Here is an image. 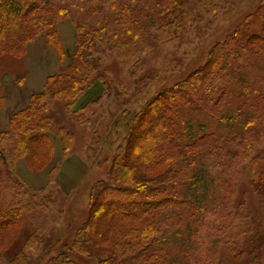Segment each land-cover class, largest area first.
Listing matches in <instances>:
<instances>
[{
    "label": "trees",
    "instance_id": "obj_1",
    "mask_svg": "<svg viewBox=\"0 0 264 264\" xmlns=\"http://www.w3.org/2000/svg\"><path fill=\"white\" fill-rule=\"evenodd\" d=\"M65 1L0 0V68L6 56L22 58L39 34L49 47L65 56L57 29V24L70 16ZM94 1L101 4L97 9L102 17L77 24L72 63L76 71L49 75L42 91L32 94L28 105L11 116L9 129L0 132V172L20 158H25L32 171L41 172L54 154L50 133L61 139L63 156L73 144L72 132L57 127L49 114L55 102L62 101L76 121L93 131L86 155L90 157L95 152L101 158L105 156L107 180H101L103 186L93 191L85 222L70 238L65 236L54 246L57 254L50 257L51 264H167L166 245L171 240L168 234L175 225L171 219L175 213L181 216L192 211L198 216L197 225L203 223L195 230L191 224L180 223L190 227L191 235L204 228V264H214L218 259L219 247L210 245L224 244L240 256L246 231L236 212L235 199L246 167L254 188L264 186V157L256 155V149L264 145V97H250L245 91L237 94L231 88L236 81L234 70L247 55L264 53V1L213 47L204 66L153 94L138 108L139 94L148 89L138 74L144 67L140 56L144 22L156 27L164 39L177 37L190 23L204 22L207 16L216 15L221 0H195L194 14L187 9L185 0H123L122 4L118 0H89ZM95 42H108L132 75L120 80L123 83L104 81L96 99L72 110L89 91L92 71L83 63L89 62L85 50L92 49ZM216 92H221L224 100L232 93L243 99L234 111L218 115L228 136L207 132L213 128L210 122L200 123L181 114L183 108L206 112L209 120L216 118L208 107ZM4 103L5 85L0 76V110ZM256 125L258 130H254ZM208 156L219 161L220 172L212 178H207L209 171L203 162ZM18 179L15 177V183L23 193L16 192L14 182L7 185L9 178L3 181L5 189L16 194L9 196L13 207L0 209V257L21 234L22 206L33 204L25 195L32 200L39 196ZM218 191L221 202L206 208L207 195L214 196ZM207 209L211 211L208 221L200 218Z\"/></svg>",
    "mask_w": 264,
    "mask_h": 264
},
{
    "label": "rangeland",
    "instance_id": "obj_2",
    "mask_svg": "<svg viewBox=\"0 0 264 264\" xmlns=\"http://www.w3.org/2000/svg\"><path fill=\"white\" fill-rule=\"evenodd\" d=\"M185 1H187V9L194 14L195 0ZM263 1L221 0L216 15L207 16L204 22L190 23L187 30L181 31L177 37L169 39L160 36L157 28L150 22H144L140 43L143 50L140 56L144 67L139 70L141 72L138 74L145 79L148 89L144 90L146 94L143 93L144 91L139 94V102L136 107L145 103L153 94L174 86L191 72L204 66L213 47L218 42L224 41L243 23L248 15L260 7ZM94 2L90 3L89 0L65 1L70 16L57 24L66 51L64 57L52 46L49 47L44 36L39 34L33 42L29 43L27 52L22 58L6 56L3 59L0 76H2L5 85V103L0 110V115H13L28 105L31 97H28V93L32 90L29 85H26L28 84L26 80L28 72L44 71L53 75L76 71L72 68V63L78 40L77 24L85 21H97L102 17V14L98 15L97 9L101 4ZM118 3L122 4L123 0H118ZM102 8L106 11L110 10L109 6ZM85 55L89 57V62L83 63V67H88L89 71H92L89 91L78 103L74 104L72 110H79L88 101L96 99L101 94L104 81H107L108 84L114 82L117 84L121 82L120 80H127L132 75L130 67L125 65L118 54L111 50L108 42H95L92 49L85 50ZM234 71L236 81L231 88L233 91H238L237 94L243 91L248 92L250 97L253 95L264 97V53L248 54L245 62ZM246 87L248 88L246 89ZM222 95L221 92H216L213 100L208 102V107H211L216 113V118L209 120L206 112L196 113V110L189 111L183 108L181 114L184 118H193L200 123L210 122L213 128L208 129L207 132L210 130L214 135L228 136L226 125L221 126L217 118L226 111H234L233 108L243 99L232 93L224 100ZM196 109L198 108L196 107ZM243 109L248 112L247 107ZM49 114L56 120L57 127H66L72 132L74 135L73 144L70 151L63 156L61 139L50 133L54 151L57 150L58 155L54 157V152L50 159L51 165L47 182L45 181L46 183L42 186L39 185L42 181H40L38 172L36 170L28 171L30 168L25 158L18 159L16 163L12 162L11 166L8 165L0 172V209L1 207L3 209L13 207L9 196L16 194L5 189L3 181L6 178L10 179L7 181L8 186L14 182L17 193H23V190L15 183V177L25 182L39 195L36 196V199L33 197V200L32 198L28 199L27 195L29 194L25 195L26 200L33 204L30 203L25 208L22 206V210H24L23 229L21 234L15 237L14 244H11L0 257V264H51L50 257L57 254V248L54 246L65 236L70 238L73 232L85 222L93 191L96 192L103 186L104 183L101 180H107L108 164L105 156L101 158L98 154L95 155V152L90 157L86 155V149L91 145L93 139V131L89 126L76 121L66 108L65 102L62 101H56ZM99 115L102 116V114ZM237 128L238 131H242L241 125H237ZM8 129L9 127L4 130L0 128V132ZM258 129L259 126L256 125L254 130ZM105 155L108 156V153ZM256 155L264 157V145L256 149ZM203 162L206 171H209L207 178H212L214 174L220 172L219 161L214 157L210 160L208 156ZM30 176L34 177V181L30 179ZM43 187L45 189L39 192ZM218 195L219 191L214 196L207 195L206 203H204L206 208H213L221 202V195ZM235 201L236 212H239L242 217L243 230L246 231L241 242V255L236 256L224 244L210 245L214 249L219 247L218 259L214 264H264V186L259 190L254 188L247 167L244 168L238 182ZM112 211L114 209H110L109 212ZM210 216L211 211L208 209L205 214L204 212L200 214V218L206 221ZM197 218V214L193 211L187 215L180 216L178 213L173 215L171 220L175 223L174 231L170 235L168 234L171 240L166 245L167 264H204L206 256L203 253L207 248L206 243L201 245L205 240L202 236L204 228H201L199 233L191 235L190 227H182L180 223L183 222L187 226L191 224L195 230L198 225L203 223L197 225Z\"/></svg>",
    "mask_w": 264,
    "mask_h": 264
},
{
    "label": "crops",
    "instance_id": "obj_3",
    "mask_svg": "<svg viewBox=\"0 0 264 264\" xmlns=\"http://www.w3.org/2000/svg\"><path fill=\"white\" fill-rule=\"evenodd\" d=\"M48 76H49V74L45 73L44 71H37V72L32 71L31 73L28 72V74L26 75V80H27L28 84H26V85H29L30 88L32 89L28 93V97H30L34 93L40 92L43 89L45 80H46V78ZM1 116L2 115H0V128L4 130V129H7L9 127V122H10V118H11L12 114L9 115V116H2V117ZM56 155H58V151L57 150L55 152V156L54 157H56ZM21 162H24V160L23 161L21 160ZM50 165H51V163H49L48 166L44 170H42L41 172L37 173L38 175H40V181H42L41 184H39L40 186L44 185L47 182L48 171L50 169ZM28 171L32 172V170H30V169H28ZM31 175H32V173H31ZM43 177H44V179H43ZM33 178L34 177L30 176V179H32V181H34Z\"/></svg>",
    "mask_w": 264,
    "mask_h": 264
}]
</instances>
